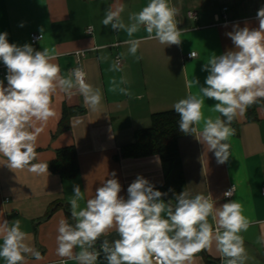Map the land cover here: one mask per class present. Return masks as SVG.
<instances>
[{"label":"crops","instance_id":"1","mask_svg":"<svg viewBox=\"0 0 264 264\" xmlns=\"http://www.w3.org/2000/svg\"><path fill=\"white\" fill-rule=\"evenodd\" d=\"M168 2L178 10L175 20L181 30L179 45H162L147 39L143 26L130 38L124 30L114 31L111 25H103L107 9L123 5L120 17L125 24H130V14L138 13L149 0H0V33L8 34L9 43L31 45L30 34H41L42 40L31 45L34 50L48 48L54 57L51 62L60 67L62 76H69L79 65L86 73V82L99 88L103 97L100 110L93 112L78 89H72L70 94L57 89L52 96L55 115L46 123L35 122L42 131L36 139L37 160L33 163L49 165L55 160L57 150L73 147L79 165L75 178L62 180L49 168L42 175L27 169L11 170L6 158L0 155V244L4 222L19 219L21 230L30 237V246L42 256L36 260L28 255L25 264H79L56 252L59 221L64 219L70 223L67 208L71 212L69 201L74 185L78 184L84 193V199L79 201L81 208L86 206L87 199L94 197L96 188L112 178V172L116 173L115 178L122 186L120 195L125 199L128 186L138 175L155 189L164 185L158 156L124 158L121 149L133 141L136 131L150 126L152 115L174 111L177 101L190 92H197V87H206L209 73L201 69L207 59L234 49L226 35L233 31L234 25L258 28L257 11L264 6V0ZM189 11L195 12L197 18H189ZM88 27L92 28L91 35L86 34ZM128 39L141 41L135 56L129 54V46L124 43ZM81 52L80 58L77 54ZM191 52L196 56L188 59ZM116 56L121 59V71L111 70ZM6 75L7 68L1 61L0 80L5 87ZM121 78L126 83H120ZM192 79H198L199 85L189 89L187 82ZM113 81L119 85L116 91L111 90ZM119 88L127 89L129 94L121 93ZM216 103L205 98L202 109L205 117L220 115L212 111ZM263 104L256 109V119L249 121L244 113L231 122L234 134L228 141L230 156L223 164L217 163L214 151H208L195 134L177 139L185 190L193 196L204 194L212 198L217 207L230 200L242 204L243 214L250 220L248 230L240 233L244 239L245 264H264ZM61 121L69 128L58 132ZM233 187V195L225 199L223 193ZM162 216L167 218L166 213ZM74 223L73 220L70 224ZM209 223L215 229L216 223L211 217ZM94 249L95 246L90 250ZM79 250L74 249V254ZM0 264H5L2 258ZM97 264H107L103 253ZM190 264H225V258L213 242L194 254Z\"/></svg>","mask_w":264,"mask_h":264},{"label":"clouds","instance_id":"2","mask_svg":"<svg viewBox=\"0 0 264 264\" xmlns=\"http://www.w3.org/2000/svg\"><path fill=\"white\" fill-rule=\"evenodd\" d=\"M123 10V5L107 9L103 25H111L114 31L124 30L130 38L143 26L147 39L162 45L181 43V30L175 20L178 10L168 0H149L138 13L130 14V24L122 21ZM256 19L258 28L234 25L233 31L226 33L235 47L207 59L201 69L209 73L205 79L207 86L197 87L198 79L188 81L187 87L196 86L198 91L190 92L173 105L180 117V132L195 134L208 151H214L219 164L230 156L228 141L234 134L231 122L264 98V6L257 11ZM7 36L6 32L0 33V61L7 68V86L0 80V155L6 158L11 170L27 169L42 175L48 173V163H33L37 160L36 139L42 131L35 122L46 123L55 115L52 96L57 89L68 94L78 89L93 112L101 108L102 93L86 82V73L79 67L69 76H62L60 67L51 62L54 57L48 48L36 51L30 44L17 46L9 43ZM124 43L129 46V54L135 56L141 41L128 39ZM190 55L194 57L195 53ZM111 70L121 71L119 63L114 62ZM112 83L111 90L116 91L119 85ZM120 83L126 80L121 78ZM119 91L129 94L125 88ZM205 98L217 101L211 108L219 116L205 117L202 111ZM111 177L96 188L94 197L87 199L83 208L79 201L84 199V193L78 184L73 186L69 203L75 223L59 221L58 256L75 259L79 264H97L101 253L107 264H190L194 253L214 242L225 264H245L244 239L240 233L248 230L250 220L243 214L240 202L230 200L217 207L212 198L204 194L193 196L183 190L175 196L173 207L171 201L165 203L161 199L167 193L156 190L139 175L128 186L125 199L120 195L122 186L115 178L116 173L112 172ZM234 191V187L230 188L223 195L231 197ZM209 217L215 221V229ZM113 231L119 239L109 242L105 238L100 250H90L99 238ZM2 241L0 258L5 264H25L28 255L42 259L41 253L30 246V237L21 230L19 219L4 222ZM76 248L80 250L74 254Z\"/></svg>","mask_w":264,"mask_h":264},{"label":"trees","instance_id":"3","mask_svg":"<svg viewBox=\"0 0 264 264\" xmlns=\"http://www.w3.org/2000/svg\"><path fill=\"white\" fill-rule=\"evenodd\" d=\"M263 100H257L246 109L244 113L249 121L256 119V109L264 103ZM179 119L175 111L152 115L150 126L136 131L133 141L121 149V155L124 158H142L152 155L159 157L163 169L164 185L156 190L167 193L173 207L176 204L175 196L185 190L177 139L187 134L180 132ZM68 128L69 125L61 121L58 132H63ZM48 168L52 173L59 175L62 180L75 178L79 173L75 149L67 147L57 150L56 158L48 165ZM170 189L172 191H169ZM67 214L69 222L72 223L73 219L68 208ZM94 246L100 248V245Z\"/></svg>","mask_w":264,"mask_h":264},{"label":"built area","instance_id":"4","mask_svg":"<svg viewBox=\"0 0 264 264\" xmlns=\"http://www.w3.org/2000/svg\"><path fill=\"white\" fill-rule=\"evenodd\" d=\"M188 17L189 18H191V19H196L197 18V14L195 13V12H193V11H189L188 12ZM86 34L87 35H91L92 34V28L91 27H88L87 29H86ZM42 38H43V36L41 35V34H36V33H33V34H30V36H29V41H30V43H31V45H33V46H35V45H37L41 40H42ZM80 58H81V56H83V52H81V53H78L77 54ZM195 56H196V53H195ZM194 56V57H195ZM194 57H192L191 55H190V53L187 55V58L188 59H192V58H194ZM1 62V61H0ZM115 62H118L119 63V66L122 64V62H121V59L119 58V57H115ZM78 63V62H77ZM77 67H79V65H77L75 68H77ZM74 68V69H75ZM5 78H6V76H5ZM230 189V188H229ZM229 189H227V190H229ZM226 190V191H227ZM262 195L264 196V189L262 190ZM225 199H229V198H231V197H224ZM98 250H100V248H97L96 247V249H94V251H98ZM198 253V252H197ZM197 253H194V254H197ZM193 254V255H194Z\"/></svg>","mask_w":264,"mask_h":264},{"label":"water","instance_id":"5","mask_svg":"<svg viewBox=\"0 0 264 264\" xmlns=\"http://www.w3.org/2000/svg\"><path fill=\"white\" fill-rule=\"evenodd\" d=\"M163 193V192H162ZM161 198H163L167 203H169L170 202V198L167 196V195H164V196H162ZM172 204V203H171ZM172 206H173V204H172ZM108 239L109 240V242H112L113 240H115V239H119L120 237H119V235H118V233H116V232H114V233H111V234H109L107 237H101V238H99L98 239V241H97V243L95 244V245H100V243L103 241V239Z\"/></svg>","mask_w":264,"mask_h":264}]
</instances>
